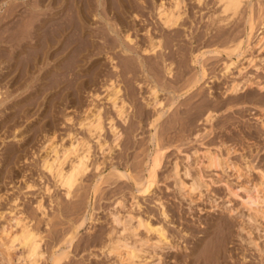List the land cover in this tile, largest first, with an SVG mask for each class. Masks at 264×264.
<instances>
[{
	"label": "rangeland",
	"instance_id": "rangeland-1",
	"mask_svg": "<svg viewBox=\"0 0 264 264\" xmlns=\"http://www.w3.org/2000/svg\"><path fill=\"white\" fill-rule=\"evenodd\" d=\"M11 1L16 2L12 3ZM94 1L95 0H93V2L91 3V9H94L95 11L91 10L92 12H88L85 10V12L89 13V15L87 13V21L85 20L83 23L85 30H88H84V37H87L86 40V38L84 37L79 38L78 33L80 32L76 29V25H71L74 23V21H76L75 19H77V17L74 16L75 10L72 9L71 4L69 3L68 5L66 3L65 5L63 4L61 6V3L58 0H40V4H38L39 2H37V0H0V60H3L2 62H0V102L5 99L3 104L0 105V111L3 110L0 112V234L2 233L3 228L9 231L10 235H14V233L16 234L20 227L19 225H17L18 227L13 225L15 224V221L13 219H15V216L23 218L24 221L28 223L35 232H38L42 236L41 251L44 253V257L39 264H51V253L58 250L59 248L65 247V241L69 237L72 228L81 221L82 216H86V221L82 226V229L80 228L81 230H78L76 239L74 240L71 247H69L68 256L62 259L59 264H106L107 261H109L107 264H111L112 258V264H114V262L115 264H118L114 257H106L102 253H100L101 251L99 250V247L101 245L100 242L102 240H105L104 234H106V231H108L110 228V224H107L108 221L110 222V217H108V215L110 214L108 213L111 211H115V208L123 212V209L116 206V202L118 200L122 199L126 208H128V206L130 208L131 206H134V202L138 198L137 202L141 204L142 208L138 210L136 208L135 210H133V212L142 216L145 215V218L149 215V219L152 224L155 223L154 225H158V223L161 222V225H163L168 230V233L170 234L169 238H173L171 239V241L178 243L177 245L179 248L177 247L172 250L160 251V264H188L189 261L191 262V264H194L195 262H199L201 264V259L202 261H204L203 258H200V261H198L197 255H193L190 253L192 252V247L194 246V243H197L199 239L205 236L204 231L210 224H218L220 220L229 221L227 223L232 234L230 236V239L228 238L226 242V254L224 253L223 255L225 256V261L227 262V264H259L260 262H262L260 261L261 257H259L258 253L254 251L255 249L253 247L247 245L246 242L242 240V238L245 237L246 233L243 231L238 234L237 231L240 227H243L249 231L251 229V237L255 238L257 242L260 243L259 245L263 246L264 233L262 230L264 229V226H259V224H254L253 226L252 222L247 221V217L244 216V214L247 213V210L240 206V199L228 196L227 190L225 189L224 185V182L228 181L230 185L238 186L240 183H245L244 181H246L247 178L241 177L239 179H236L234 172L232 170L230 171L229 169L224 172L219 171V169L217 170L218 172L213 169H211V172L209 169L205 171V169L203 171V174L205 176V180L209 182L210 187L206 191V188H201L200 192H202L199 196L196 193V195L194 194L195 196L191 195V199L193 198V201L191 202L190 200H188V197L181 196L175 190L173 180L168 177V172H170L169 169H171L172 163L174 161H177L179 170L181 169V176L183 175L182 166H185L186 164L187 166H192L190 167V170L192 171L191 173H196L198 169L196 170L197 167L194 166H197L195 164L197 156L201 154V152L206 148L217 150L216 146H222V153L225 152L224 146H231L230 148H234L232 150H235L229 155V158L233 162H236L242 168L244 167L245 163L253 166L254 170L250 171V179L256 181L258 171L264 170V131L261 130L257 120L259 116L258 108H260V106H264V90L260 91L254 85L256 84V82L259 83L260 81L261 84H264V62L262 64L259 60L260 58L264 59V45L260 49L258 48V46H255L257 38L262 35L264 36V0H254L255 3L252 0L255 4L252 6L255 8H252V10L255 11V14L252 11L254 23L253 30L251 31V33H249V36L246 35V32H249L247 31L249 30V28L244 22V16H246V8H244L245 6L242 7V11L240 10L241 12H239V14L237 15L238 17L236 16L232 20L225 23H219L218 17L221 16V14L215 15V13H219V6H217V4L212 5L213 2L216 3L215 0H203L202 2L204 4L200 3L201 5L196 4L197 2L195 0H186L184 9L187 14L185 15H189V17H184L183 19L185 21L183 20V23L184 28L186 27L187 29H184V31H182V28L174 32L176 35L178 34L177 32L180 31L181 35H183L184 32H187L186 34H188V36L185 38L183 36H173L175 35L173 31H170L168 33V31L163 32L161 29H159L160 27H157L159 25H156L158 24L156 20L157 18L154 11H152L154 9H151L154 7L155 3L153 2H155L156 0H141L145 2L143 3V6H146V8L142 9V12H140L142 15L139 16V20L133 19V17L131 15L130 17L127 13L126 15H124L126 21L128 23L130 22V24L127 25H130V28L133 27L134 29L132 30L129 28L130 34L132 38L135 39L133 41L138 42L137 45L141 46H145L147 44V35L145 34V30H152L154 34L152 32L151 33L153 36L155 35V37L164 35V37L162 38L164 46L162 52L163 54H166L165 59L167 58L166 56H168V59H166L167 63L169 61L173 62V71L170 75L171 77L164 74V70H161L162 67L158 68L160 69V73L157 75L158 69L153 71V69L150 68V66H152V62L150 60V56L148 55H145L146 58L143 57L145 61L144 63H147L144 66L143 70L137 69V63L133 61V57L128 58L129 56H124V54L120 50V47H117L119 42L123 43L122 39L124 40L123 35L121 37L123 31L118 30L121 27L123 28V22L121 20H117V18L114 17L113 9H109L110 12L105 13V17H107L106 19L109 20V24H111V26L115 23V27H113L119 31H116L119 34L115 36L113 35V33H110V37H108L109 34L107 35V37H105L106 40L103 37L98 36L96 32L105 28V22H103V20L99 19L98 17L92 16V13L94 12H103V9L100 7H98L97 10L95 9L97 7V2ZM162 1L165 3V5L168 6L169 0H166V2L165 0ZM132 2L135 5L140 4V0H132ZM259 2L261 5L259 4ZM109 3L110 5L112 4V7L110 6L111 8H116L115 0H109ZM257 3L261 7L257 6ZM52 4H54V6ZM63 6H65V8L67 9H64ZM215 7L218 8L216 9ZM47 8H49L50 11ZM261 8L263 12L260 11ZM198 9L200 10L198 11ZM25 10L27 13H25ZM150 11L153 13H151ZM66 12L68 15H66ZM241 13L243 15H241ZM49 14L51 16H49ZM65 15L68 19L65 18ZM38 18H40V20ZM110 18L112 21L110 20ZM18 19L20 20V22ZM43 19L46 20L47 24L48 22H50L49 25H53L54 27L58 24L59 21L58 25L63 31V34H61L62 36L60 35L57 42H55L56 44L53 43L52 47L47 49L48 56L44 61V64L39 63L37 67H34V69L32 67L31 71L26 76V84L23 83V81L21 86L19 85L18 87L17 84L19 83H12L11 78L19 75V71L12 67L13 61H11L12 63L9 64L10 60H8V53L13 50L12 48L15 47L17 43V40H13V37L15 38V36H18L19 34L21 38L24 35L23 32H25L27 28L25 26H29V24H32L33 26L31 25L28 27H31L32 29V27H34L36 23L39 24ZM50 20L54 22L52 23V21ZM212 22L214 25L212 24ZM26 23L28 24L26 25ZM67 23L70 25H68L69 27L67 26ZM120 24L122 25L120 26ZM62 26L64 27V30ZM72 26L74 27L72 28ZM135 29H137V31L139 32H135ZM90 31H92L93 33L95 32V35L92 34L96 36L95 38L90 37ZM86 32H88L89 34H87ZM67 34H70V37ZM167 34L172 35L175 38L172 37L173 40L169 41L166 37ZM88 35L90 38L88 37ZM136 37L142 39L140 41H142L141 43H144L145 45L141 44ZM10 38L12 39L10 40ZM29 39L31 40L29 41ZM29 39H24L23 43L24 41H27L26 43L34 45L37 41V38H34V40L33 38ZM239 39L242 40L241 52H243V55L237 58L235 54H232L230 56L231 59L239 62L238 68L241 66H247L246 59L250 56H254L256 61L252 65L247 66V68L242 71V75L240 76H238V68L233 67H231L223 75L225 71L224 63L225 61H228L230 57L227 56L226 52H220L218 55H216L213 53H208L207 51L213 49L223 51V49H225L226 47H232V44L237 43ZM72 40H78L76 42L77 44L72 45V43L74 42ZM143 40H145V42ZM105 41L107 43H105ZM115 41H117V48L112 45V42ZM89 43L92 44V47ZM108 45H112L114 50L111 47H109L110 49L106 48V46L108 47ZM28 51H31V53H33L34 50L29 49ZM138 51L140 52L139 49ZM138 51L136 48L134 56L136 53L140 54ZM120 52L121 55H118L120 54ZM200 52L205 53L204 56L200 59V62L206 69V75L199 82L195 83L200 68L199 65L193 63L192 60L194 59V55L199 54ZM67 55L69 57H67ZM110 56H113L112 58L115 57L113 63H117L118 66L120 65L119 69L123 73L122 77L125 78L121 80L119 78V83L124 81L123 84L121 83V85L125 87L127 86L126 92L129 93L131 91L130 88L134 87L133 89L136 99L133 97L130 99V101L128 100L130 94L129 96H126L127 101L131 103L132 107L134 106L132 113H130L132 115L130 116L129 114L128 116L129 120L127 119V121H129V123L126 122L125 124H120V122L117 121L118 128L120 129V131H122V136L118 141L120 146L114 148L109 155L105 154V156H102L96 144L94 143V140L91 141V158L89 160L88 170L74 183L71 189L73 192H71L70 196H68L67 198V196H65V190L60 187L58 183H56V181L52 179V177L40 167V162L47 153L50 155V157L53 156V153H49L52 146L57 145V148L61 149L62 146H66L69 143L70 137L67 136L68 132H70L77 138L88 137L86 131L78 127L77 122L83 115L81 109H84L87 104H89V102L92 101L95 102V105L100 104L101 107L104 106L103 108H105L106 110L104 114H106L110 109L109 103L105 99L107 93L104 89V86L106 84L105 75H107L112 69V61L110 60ZM147 56L149 57V59H147ZM123 58L129 62H124L125 60H122ZM156 60L160 61V59L157 57ZM131 61L135 64V72L130 71V69H132V64L130 63ZM148 63L150 64V66H148ZM128 64L131 66H129ZM55 65H57V67ZM256 67H261V69L257 70ZM58 69L60 71V74L55 75V71H57ZM145 69L149 70L146 71ZM135 73L136 77L134 76ZM41 74H44L42 75L44 76V81L39 80ZM132 74H134L133 77L136 78V81L134 79H129V77L131 78ZM141 77L143 78L139 79ZM247 77L250 78V80L253 82V85H251L250 87H245L242 91L237 93L225 92V88L230 83L231 79L234 78L240 81L243 78ZM152 82L158 86V98L162 102L161 106L156 107L155 110L152 107L147 106L145 101H143L140 96L143 94V97L149 99L147 87L148 84H153ZM138 83H140V85L142 83L143 84L139 86ZM13 88L16 90H14ZM128 89H130V91ZM93 94H99V98L94 99L92 97ZM6 95L9 98H7ZM26 95H30L29 105L31 107L28 106V111L23 112L25 110V107L20 103L15 104L14 102H18ZM4 96L5 98H3ZM32 97L35 99H33ZM38 104H40L41 106ZM138 106L140 107L137 108ZM142 107H144L145 109H141ZM139 110H145V112H141ZM156 110L159 112H164L163 116L160 117V119L156 123V131L158 130L156 132V135L160 143L158 144L161 147H169L165 149L166 152L164 151L165 154L163 153V157L161 158V164L157 170V183L153 188L154 191L151 193L152 195L149 194L144 198L135 191V186L134 184H132L133 181H128L120 178H118V180L115 175L112 176V173L116 168L120 171H126L128 173L132 172L133 176L136 175L135 177H140L142 176V174H144L145 171L143 170V161L153 149V144L150 143L149 135L153 133V131L155 132L154 128L147 125L150 120L148 118L150 117L151 119H153L156 116ZM137 111L138 113L140 112L142 114L139 113V115H137ZM26 112L28 115L25 114ZM134 112H136V115H133ZM208 112H211L214 115L210 124L204 121V117ZM65 115L71 116L72 121L65 122ZM140 115H142V117ZM105 117V122L103 121L105 123V129L102 132L101 139L105 140L107 142V145H110L111 133L109 132V130H107L108 121L105 119ZM157 125H160V127ZM200 132L202 135L198 138H195V134ZM176 148H178L179 150H177ZM196 150L199 151L197 156L192 154V152ZM143 152H145V154ZM186 155H191V158H189L188 161L185 160ZM97 163H100L98 171L95 170V165ZM135 163L137 164L134 165ZM128 166L131 167V169ZM216 172L219 173V177L216 175ZM97 179L99 180V183H97ZM183 179L185 182L190 181V177L187 179V177L184 176ZM219 180H221L222 182H218ZM212 181H215L217 183H212ZM93 185L95 186L94 190H92L94 187ZM47 187L50 188L49 192H47L45 189ZM132 190L134 194L131 192ZM92 192L93 194H95L93 195ZM154 192L156 196L153 195ZM239 193L242 194L241 191ZM131 194L136 199L132 200ZM157 199H161L162 204L164 203L163 207L165 208V211H168H166L168 220L167 218L166 220H164L163 216H160L159 209L161 206L158 207V205L161 201ZM39 201L42 204L45 215H42L40 210H38L37 208V204ZM165 204L167 205L166 207ZM224 205L225 207L227 206L231 208L233 211L229 214L224 209ZM221 207L224 210L221 209ZM139 210H143V213ZM139 212L142 214H140ZM151 215L153 217H151ZM214 220L215 222L212 223V221ZM5 222H7V224ZM11 224L13 225V227ZM0 236L3 237L2 234ZM1 240L3 241V243L2 241L0 242V245L2 243V245L0 246V252L4 249V252L6 254L4 252L0 253V264H18L16 263L17 258L22 254V249L18 248V250H14L15 252H10L12 257H8L10 254L5 251L4 245L6 241L3 238H1ZM185 246L187 248H185ZM3 253L5 254L4 256ZM178 254H180V256ZM5 256L8 258L6 259ZM238 257H240L241 259ZM263 258L262 260L264 261ZM231 259L234 260L231 261ZM226 262L224 264H226ZM204 263L205 262H203L202 264Z\"/></svg>",
	"mask_w": 264,
	"mask_h": 264
},
{
	"label": "bare ground",
	"instance_id": "bare-ground-1",
	"mask_svg": "<svg viewBox=\"0 0 264 264\" xmlns=\"http://www.w3.org/2000/svg\"><path fill=\"white\" fill-rule=\"evenodd\" d=\"M61 4V6L64 4L68 3L71 4V7L72 9H74L75 13H74V16L77 17V19H75L76 21L71 22L73 24L71 25H76V29L80 32L78 33L79 34V38H83L85 36V31H88V30H85L84 26H83V23L84 21L87 19V13L88 12H92L91 10H94V9H91L92 8V5L91 3L93 2V0H58ZM111 1V0H110ZM134 1V0H133ZM185 1L186 0H169V3H168V6L165 5V3L162 1V0H156L154 4V7L151 8V9H154L152 11H154L155 13V16H156V20H157V23L156 25H159L157 27H160L159 29H161L163 32L164 31H168V33L171 31H173V33L177 30H180L182 29V31H184V29H187L186 27L184 28V17H189V15H185L187 14V12H185ZM197 3L196 4H200V3H203L202 1L203 0H195ZM194 1V2H195ZM252 0H215L216 3H212V5L214 4H217V6H219V13H215L216 14H221V16L218 17V21L219 23H225L227 21H230L232 20L234 17H236L239 12H241L242 10V7L245 6L244 8H246V16H244V22L247 24L249 30V32H246L247 36H249V33H251V31L253 30V23H254V18H253V14H252V7L253 5H255V1L253 3H251ZM12 2V1H11ZM16 2V1H14ZM12 2V3H14ZM30 2V1H29ZM36 2V1H35ZM37 2H39L38 4H40V0H37ZM47 2V1H46ZM94 2H97V7L95 8L97 10L98 7L102 8L103 9V12H100V13H92L93 17H98L99 19H102L103 22H105V28L102 29V30H98L96 32V34H98V36L100 37H103L105 39V37H107V35L109 34L108 37H110V33H113V35L117 36L119 33H117L116 31L118 30H121L123 31V34H121V37L123 35V38L124 40L122 39V42L125 43H120L118 44L117 46V41L115 42H112L113 46H115V48H119L120 47V50L121 52L124 54V56L128 57V58H132L133 57V61L137 63V69H144V66L147 64V63H144V58L145 55H148L150 56V60H151V65L153 66H150V64L148 63V66H150V68L153 69V71H155L156 69L161 68V70L163 69L164 70V74H166L167 76H170L172 74V71H173V62L169 61L168 63L166 62V59H168V56H166L167 58L165 59V55L166 54H163L162 52V49H164L163 47V42H162V38L164 37V35H161L159 37H155V35L153 36L152 35V30L149 31V30H145V34L147 35V39H146V45L144 43H141L142 39H139V42L141 44H144L145 46H141V45H137L138 42L136 41H133L135 39L132 38L131 34H130V29L134 30L133 27L130 28V25H127V24H130V22L128 23L126 21V19L124 18V15L129 14V16L131 15L133 17V19H138L140 15H142L140 12H142V9L146 8V6H143L145 3L144 1H141L140 0V4L138 5H135L132 0H115V7L116 8H111L112 4L110 5L109 3V0H95ZM166 2V0H165ZM188 2V1H187ZM186 2V4H187ZM258 2V1H257ZM34 3V2H33ZM139 3V2H138ZM263 3V2H262ZM18 4V3H16ZM32 4V3H31ZM46 4V3H45ZM96 4V3H95ZM137 4V3H136ZM204 4V3H203ZM202 4V5H203ZM258 4V3H257ZM260 4V2H259ZM259 4L257 6H259ZM35 5V4H34ZM47 5H50V4H47ZM54 6V4H52ZM201 5V4H200ZM199 5V6H200ZM261 5V4H260ZM41 6V5H40ZM46 6V5H45ZM96 6V5H95ZM111 6V7H110ZM187 6V5H186ZM9 7V6H8ZM23 7V6H22ZM56 7V6H55ZM58 7V6H57ZM64 9H67L65 8V6H63ZM69 7V6H68ZM114 7V6H113ZM152 7V6H151ZM261 7V6H259ZM7 8V7H6ZM35 8V6H34ZM50 8V7H49ZM47 8V9H49ZM85 8V9H84ZM201 8V7H200ZM216 8V7H215ZM218 8V7H217ZM216 8V9H217ZM263 8V7H262ZM262 8L260 11H262ZM26 9V8H25ZM46 9V8H45ZM53 9V8H52ZM56 9V8H55ZM109 9H113V15L115 18H117V20H121L123 22V28L121 27L120 29H115L114 27V24L111 26V24H109V20L106 19L107 17H105V13L107 12H110ZM149 9V8H148ZM187 9V8H186ZM255 9V8H254ZM8 10V8H7ZM13 10V9H12ZM34 10V9H33ZM54 10V9H53ZM52 10V11H53ZM71 10V8H70ZM88 11V12H85ZM200 9H198L199 11ZM215 10V9H214ZM241 10V11H240ZM259 10V9H258ZM9 11V10H8ZM35 11V10H34ZM33 11V12H34ZM47 11V10H46ZM50 11V9H49ZM187 11V10H186ZM7 12V11H5ZM15 12V10H14ZM18 12V11H17ZM32 12V11H31ZM36 12V11H35ZM40 12V11H39ZM69 12V11H68ZM151 12V11H150ZM215 12V11H214ZM254 14H255V11H253ZM258 12V11H257ZM263 12V11H262ZM13 13V12H11ZM25 13L26 10H25ZM38 13V11H37ZM41 13V12H40ZM153 13V12H151ZM243 13V12H242ZM241 13V15H243ZM22 14V13H21ZM20 14V15H21ZM29 14V13H28ZM31 14V13H30ZM33 14V13H32ZM57 14V13H56ZM62 14V13H61ZM60 14V15H61ZM148 14V13H147ZM214 14V13H213ZM263 14V13H262ZM5 15V14H4ZM58 15V14H57ZM66 15L67 12H66ZM65 15V18H67ZM89 15V13H88ZM111 15V13H110ZM185 15V16H184ZM27 16V15H26ZM33 16V15H32ZM48 16V15H47ZM49 16H51L49 14ZM71 16V15H69ZM91 16V15H90ZM128 16V15H127ZM130 16V17H131ZM255 16V15H254ZM257 16V14H256ZM7 17V16H6ZM21 17V16H20ZM25 17V16H24ZM37 17V15H36ZM35 17V19H36ZM40 17V16H39ZM54 17V16H53ZM57 17V16H55ZM60 17V16H59ZM129 17V18H130ZM142 17V16H141ZM192 17V16H191ZM212 17V16H211ZM238 17V16H237ZM23 18V17H22ZM21 18V19H22ZM30 18V17H29ZM33 18V17H32ZM31 18V20H32ZM45 18V17H44ZM64 18V19H65ZM114 18V19H115ZM203 18V17H202ZM207 18V17H206ZM242 18V17H241ZM263 18V17H262ZM40 20V18H38ZM46 19V18H45ZM43 19L40 21H38L39 24L36 23V25L34 27H31L28 28L29 26H31L32 24H29V26H25L27 27L24 35H23L21 38L18 34V36L14 35L15 38L13 37V40H17V43H16V46L13 47L12 51H10L8 54H9V64L12 63L11 61H13L12 63V67H14L16 70L19 71V75H17L16 77L14 78H11L12 80V83H16L18 82L19 85L21 86L22 82L25 83V79H26V76L27 74L31 71V68L33 67H37V65L40 63V64H44V61L46 60L47 58V49L51 48L52 47V44L57 42L58 38L60 37L61 34H63V31L61 30L60 26L58 25L59 24V21H58V24L55 25V27L53 25H49L50 22H46V20ZM58 19V18H57ZM60 19V18H59ZM68 19V18H67ZM96 19V18H95ZM113 19V20H114ZM258 19V18H257ZM1 20V19H0ZM4 20V19H3ZM17 20V19H16ZM19 20V19H18ZM49 20V19H48ZM55 20V19H54ZM69 20H70V17H69ZM73 20V19H71ZM91 20V19H90ZM111 20V18H110ZM132 20V19H131ZM139 20V19H138ZM137 20V21H138ZM184 20V21H183ZM237 20V19H236ZM6 21V20H5ZM37 21V19H36ZM52 21V20H50ZM87 21V20H86ZM112 21V20H111ZM144 21V20H143ZM234 21V20H233ZM16 22V21H15ZM20 22V20H19ZM32 22V21H31ZM54 21H52L53 23ZM67 22V21H66ZM76 22V23H75ZM96 22V21H95ZM132 22V21H131ZM134 22V20H133ZM132 22V23H133ZM141 22V21H140ZM214 22V20H213ZM212 22V24H213ZM14 23V22H13ZM17 23V22H16ZM23 23V22H22ZM51 23V24H52ZM28 23H26L27 25ZM35 24V23H34ZM134 24V23H133ZM151 24V23H150ZM11 25V24H10ZM15 25V24H14ZM19 25V24H17ZM69 24L67 23V26ZM102 25V24H101ZM107 25V26H106ZM122 24H120L121 26ZM185 25H188V24H185ZM214 25V24H213ZM216 25V24H215ZM33 26V25H32ZM63 26H64V22H63ZM62 26V27H63ZM66 26V27H67ZM70 26V25H69ZM68 26V27H69ZM72 26V28L74 27ZM114 26V27H113ZM262 26V25H261ZM100 27V26H99ZM126 27V28H125ZM147 27V26H146ZM151 27V26H150ZM9 28V27H8ZM18 28V27H17ZM90 28V27H89ZM130 28V29H129ZM135 28V27H134ZM149 28V27H148ZM255 28V27H254ZM3 29V28H2ZM1 29V30H2ZM10 29V28H9ZM97 29V28H96ZM100 29V28H99ZM138 29V28H137ZM137 29H135V32H139L137 31ZM142 29V28H141ZM144 29V28H143ZM208 29V28H207ZM223 29V28H222ZM7 30V29H6ZM63 30H64V27H63ZM72 30V29H71ZM76 30V31H77ZM85 30V31H84ZM131 30V31H132ZM160 30V32H161ZM120 31V32H121ZM189 31V30H188ZM221 31V29H220ZM232 31V30H231ZM14 32V31H13ZM18 32V30H17ZM62 32V33H61ZM66 32V30H65ZM69 32H72V31H69ZM92 31H90L89 33L91 34L90 37H96L94 36L95 32L91 33ZM119 32V31H118ZM152 32V33H151ZM155 32V31H154ZM181 32V31H180ZM180 32H177L178 34L176 35H173L175 37H181L183 36L184 38L188 36V34H186L184 32L183 35H181ZM190 32V31H189ZM2 33V32H1ZM6 33V32H5ZM8 33V32H7ZM77 33V32H76ZM87 34H89L88 32H86ZM159 33V32H158ZM180 33V34H179ZM222 33V32H220ZM13 34V33H12ZM94 34V35H92ZM154 34V33H153ZM161 34V33H160ZM159 34V35H160ZM164 34V33H163ZM68 36L70 34H67ZM73 35V34H71ZM83 35V36H81ZM218 35V34H217ZM216 35V36H217ZM223 35V34H222ZM62 36V35H61ZM172 35H169L167 34V39L169 41H172L173 37ZM233 36V35H232ZM259 36V35H258ZM1 37V36H0ZM12 37V35H11ZM70 37V36H69ZM89 37V35H88ZM89 37V38H90ZM173 37V38H172ZM219 37V36H218ZM234 37V36H233ZM238 37V36H237ZM236 37V38H237ZM4 38V37H3ZM29 38H34L37 40H35V44L33 42L34 45H30L28 43H26L27 41H24L23 43V40H28ZM68 38V37H67ZM78 38V37H77ZM86 38L87 40V37H84ZM88 38V39H89ZM102 38V39H103ZM116 38V37H115ZM114 38V39H115ZM227 38V37H226ZM232 38V37H231ZM235 38V39H236ZM12 38H10L11 40ZM72 39V38H71ZM75 39V37H74ZM144 39V38H143ZM179 39V38H178ZM177 39V40H178ZM31 39H29L30 41ZM70 40V39H69ZM91 40V39H90ZM99 40V39H98ZM106 40V39H105ZM113 40V38H112ZM111 40V41H112ZM176 40V39H175ZM180 40V39H179ZM222 40V38H221ZM74 41V40H72ZM78 41V40H77ZM77 41H74L72 43V45L74 44H77L76 42ZM84 41V39H83ZM89 41V40H88ZM110 41V42H111ZM121 41V39H120ZM125 41V42H124ZM145 42V40H143ZM225 41V40H224ZM231 41V40H230ZM247 41V40H246ZM12 42V41H11ZM22 42V43H21ZM65 42V41H64ZM82 42V41H81ZM98 42V41H97ZM96 42V43H97ZM175 42V41H174ZM228 42V41H227ZM245 42V41H244ZM249 42V41H248ZM10 43V42H8ZM66 43V42H65ZM69 43V41H68ZM71 43V42H70ZM80 43V42H79ZM85 43V42H84ZM91 43V42H90ZM89 43V44H90ZM94 43V44H96ZM99 43V42H98ZM102 43V42H101ZM105 43H107L105 41ZM232 43H235V42H232ZM15 44V43H13ZM32 44V43H31ZM56 44V43H55ZM100 44V43H99ZM128 44V45H126ZM225 44V43H224ZM91 47H92V44H90ZM110 45V44H109ZM108 47L106 46V48L110 49L109 47L113 48V46H109ZM137 45V46H135ZM228 45V44H227ZM233 45V46H232ZM231 46L232 47H226L225 49H223V51H220L218 49H213V50H210V51H207L208 53H213V54H216L218 55L220 52H226L227 56H231L232 54H235L238 57L242 56L243 55V52H241V46H242V40L239 39V41H237V43L235 44H232ZM245 45V44H244ZM264 45V36H260L257 38V41L255 43V46H258V48L260 49L262 46ZM62 46V45H61ZM65 46V45H64ZM102 46V45H100ZM117 46V47H116ZM135 46V47H134ZM250 46V44H249ZM96 47V46H95ZM166 47V46H165ZM175 47V46H174ZM3 48V47H2ZM67 48V46H66ZM77 48V47H76ZM87 48V46H86ZM136 48H137V51L138 49L140 50V54H135L134 56V53L136 51ZM29 49H32L34 50L33 53H31V51L29 52L28 50ZM58 49V48H57ZM75 49V48H74ZM73 49V50H74ZM96 49V48H95ZM177 49V48H176ZM185 49V48H184ZM72 50V49H71ZM104 50V49H103ZM112 50V49H111ZM114 50V48H113ZM86 51V50H85ZM93 51V50H92ZM107 51V50H106ZM165 51V50H163ZM56 52V51H55ZM104 52V51H103ZM121 52L120 54L118 55H121ZM174 52V51H173ZM62 53V52H61ZM165 53V52H164ZM207 53V54H208ZM246 53V52H245ZM7 54V55H8ZM24 54V55H23ZM54 54V53H53ZM71 54V53H70ZM69 54V55H70ZM82 54V53H81ZM168 54V53H167ZM175 54V53H174ZM178 54V53H177ZM204 52H200L199 54H195L194 55V59L192 60L193 63H196L197 65H199V72H198V77L197 79L195 80V83L199 82L201 79H203L206 75V69L204 68V65L201 64V58L204 56ZM234 55V56H235ZM3 56V55H2ZM147 56V57H148ZM153 56V57H152ZM170 56V55H169ZM67 57H69L67 55ZM72 57V56H71ZM85 57V56H84ZM111 57V56H110ZM113 57V56H112ZM111 57V61H112V69L111 71L105 75L106 76V81H105V86H104V89L106 91V101L109 103V112L107 111L106 114L105 113V108L101 107L100 104L99 105H95L94 103L95 102H89V104H87V106L84 108V109H81L82 110V117L81 119L77 122V125L80 129H84L88 135L87 138H84V137H81V138H77L76 136L72 135L70 132L67 133V136L70 137V140H69V143L65 146H62L61 149H58L57 148V145L55 146H52L50 148V152L49 153H53V156L50 157V155L47 153L44 158L41 160L40 162V167L45 171L47 172L51 177L52 179H54L56 181V183H58V185L60 187H62L64 190H65V196H70L71 192H73L71 189L74 185V183L78 180L79 177H81L82 175H84V173L88 170V167H89V160L91 158V148H92V145H91V141L94 140V143L96 144L98 150L100 151V153L102 154V156L105 154H110L111 151L120 146V144L118 143L120 137L122 136V131H120V129L118 128V125H117V121L120 122V124H125L126 122L129 123V121H127V119L129 118V114L132 113V110H133V107L131 105V103L129 101H127V98L126 96H130L128 97L130 100L131 98H135V94H134V87L133 88H130L128 89L130 91L129 92H126L127 91V86H122L121 83L123 84V82L119 83V78L120 80L121 79H125L123 76V73L121 72V70L119 69L120 65L118 66L117 63H113L114 62V58ZM120 57V56H119ZM156 57L160 59V61L156 60ZM5 58V57H4ZM66 58V57H65ZM118 58V57H117ZM125 58V57H124ZM122 59V60H125V59ZM174 58V57H172ZM182 58V57H180ZM30 59V60H29ZM67 59V58H66ZM109 59V58H108ZM149 59V57L147 58ZM132 60V59H131ZM146 60V59H145ZM260 60V63L263 64L264 62V59H259ZM3 60L1 59L0 62H2ZM7 61V60H5ZM60 61V60H59ZM127 60H125L124 62H126ZM148 61V60H147ZM247 61V66L249 65H252L256 59L254 58V56H250L249 58L246 59ZM49 62V61H48ZM63 62V61H61ZM66 62V61H65ZM84 62V61H83ZM116 62V61H115ZM129 61H127L128 63ZM32 63V64H31ZM58 63V62H57ZM132 64L129 65V64ZM128 65L131 66L132 69H130L131 72H135L134 71V67H135V64L131 61ZM238 61H235V60H232L231 57L228 59V61H225L224 63V73L223 75L231 68H238ZM8 64V63H7ZM79 64V63H78ZM15 65V66H14ZM33 65V66H32ZM126 65V64H125ZM161 65V66H160ZM195 65V64H194ZM241 65V64H240ZM255 65V64H254ZM264 65V64H263ZM11 66V65H10ZM9 66V67H10ZM57 67V65H55ZM60 66V65H59ZM58 66V67H59ZM247 66H241L238 68V76L242 75V71L245 70L247 68ZM6 67V66H5ZM48 67V66H47ZM45 67V68H47ZM50 67V66H49ZM139 67V68H138ZM18 68V69H17ZM126 68V66H125ZM130 68V67H128ZM147 68V67H145ZM149 68V69H150ZM257 70L261 69V67H256ZM51 69V68H50ZM57 69V68H56ZM122 69V68H121ZM147 69V70H149ZM53 70V69H52ZM146 70V69H145ZM146 70V71H147ZM151 70V69H150ZM7 71V70H6ZM9 71V70H8ZM137 71V70H136ZM160 69H158V73L157 75L160 73L159 72ZM10 72V71H9ZM14 72V71H13ZM39 72V71H38ZM44 72V71H43ZM50 72V71H49ZM95 72V70H94ZM101 72V71H100ZM138 72V71H137ZM144 72V71H143ZM5 73V72H4ZM52 73V72H51ZM98 73V72H97ZM142 73V72H140ZM60 74V71L59 69L57 71H55V75H58ZM94 74V73H93ZM96 74V73H95ZM99 74V73H98ZM103 74V73H102ZM126 74V73H125ZM7 75V74H6ZM6 75H3V76H6ZM39 75V74H38ZM44 74H41L40 77H39V80H43L44 76H42ZM134 74L131 75V78L129 77V79H136L133 77ZM138 75V74H137ZM144 75V74H143ZM264 75V74H263ZM1 76V75H0ZM2 76V78H3ZM9 76V75H8ZM12 76V75H11ZM81 76V75H80ZM104 76V75H103ZM127 76H130V75H127ZM136 77V73L134 75ZM37 77V76H35ZM122 77V78H121ZM133 77V78H132ZM159 77V76H158ZM161 77V76H160ZM171 77V76H170ZM169 77V78H170ZM245 77V76H244ZM9 78V77H8ZM102 78V77H101ZM143 77L139 78V79H142ZM6 79V78H5ZM37 79V78H36ZM145 79V78H144ZM27 80V79H26ZM72 80V79H71ZM93 80V79H92ZM102 80V79H101ZM161 80V79H160ZM10 81V80H8ZM44 81V80H43ZM136 81V80H135ZM143 81V80H142ZM155 81V80H154ZM7 82V81H5ZM41 82V81H40ZM74 82V81H73ZM141 82V81H140ZM261 82V81H260ZM257 83L254 84L256 86V88H258V90L262 91L264 90V84H261V83ZM70 83V82H69ZM76 83V82H75ZM78 83V82H77ZM153 83V82H152ZM26 84V83H25ZM24 84V86H25ZM39 84V83H38ZM41 84V83H40ZM79 84V83H78ZM125 84V83H124ZM131 84V83H130ZM143 84V83H142ZM141 84V85H142ZM3 85V83H2ZM7 85V84H6ZM16 85V84H15ZM42 85V84H41ZM40 85V86H41ZM127 85V83H126ZM129 85V84H128ZM139 86L140 83H138ZM251 85H253V82L250 80V78H243L242 80L238 81L236 79H231L230 80V83L226 86L225 88V92H229V93H237V92H240L242 91L245 87H250ZM44 86V85H43ZM91 86V85H90ZM131 86V85H130ZM128 86V87H130ZM126 90H125V88ZM6 88V87H5ZM21 88V87H20ZM141 88V87H139ZM146 88V87H145ZM148 96H149V99H147L146 97H143V94L140 95L142 100L145 101L146 105L147 106H150L152 107L154 110L156 107L158 106H161L162 102L161 100L158 98V92H159V88L156 84H148ZM146 88V89H147ZM8 89V88H7ZM14 89V88H13ZM163 89V88H162ZM5 90V89H4ZM16 90V89H14ZM13 90V91H14ZM8 91V90H7ZM76 91V90H75ZM143 91V90H142ZM147 91V90H146ZM26 92V91H25ZM44 92V91H43ZM95 92V91H93ZM139 92V91H138ZM1 93V92H0ZM9 93V92H8ZM11 93V92H10ZM23 93V92H22ZM30 94V93H29ZM78 94V93H77ZM141 94V93H140ZM24 95V94H23ZM134 95V96H133ZM7 96V95H6ZM92 97L94 99H98L99 98V94H93ZM2 98V97H1ZM5 98V96L3 97ZM7 98H9L7 96ZM6 98V99H7ZM33 98V97H32ZM29 99H30V95H26L24 96L22 99H20L18 102H14L15 104H22L24 107H25V110H21L23 112L25 111H28V106L29 105ZM35 99V98H33ZM5 100V99H4ZM4 100L2 102H0V105L3 104ZM12 100V99H11ZM134 100V99H132ZM95 101V100H94ZM131 101V100H130ZM137 101V100H136ZM7 102V100H6ZM36 102V101H35ZM173 102V101H172ZM171 102V103H172ZM13 103V104H14ZM40 103V102H39ZM170 103V104H171ZM174 103V102H173ZM8 104V103H7ZM6 104V105H7ZM14 104V105H15ZM32 104V103H31ZM135 104V102H134ZM40 105V104H38ZM52 105V104H51ZM50 105V106H51ZM102 105V103H101ZM145 105V106H146ZM262 105V104H261ZM4 106H5V103H4ZM41 106V105H40ZM54 106V105H53ZM137 106V105H136ZM31 107V106H30ZM140 106H138L137 108H139ZM81 108V107H80ZM136 108V107H135ZM144 107H142L141 109H143ZM169 108V107H168ZM145 109V108H144ZM171 109V107H170ZM259 110V116L257 118L258 120V123H259V126L261 128L262 131H264V106H260V108H258ZM30 110V109H29ZM159 110V109H158ZM3 111V110H1ZM0 111V112H1ZM141 111V110H139ZM145 112V110H143ZM141 111V112H143ZM157 111V110H156ZM168 112V111H167ZM42 113V112H41ZM136 112L133 113V115L135 114ZM138 113V111H137ZM140 113V112H139ZM139 113L137 115H139ZM27 114V112L25 113ZM142 114V113H140ZM164 114V112L162 111H157L156 112V116L151 119L148 115V119L149 120V123L147 125H149L150 127L154 128L155 129V132L153 131V133H151L149 136H150V143L153 144V149L150 151V153L147 155V157L145 158V160L143 161V170L145 171L144 174H142V176H133V173L132 172H126V171H120L118 169H114L113 170V173H112V176L115 175L118 178L120 179H125V180H128V181H133L132 184H134L135 186V191L141 195L142 197H146L148 196L149 194H151L154 190L153 188L155 187L156 183H157V170L161 164V158L163 157V153L165 151V149H167L169 146H166V147H161L159 144V141L157 139V135H156V123L157 121L160 119V117H162ZM23 115V114H22ZM28 115V114H27ZM30 115V114H29ZM42 115V114H41ZM44 115V113H43ZM132 114H130L131 116ZM136 115V114H135ZM11 116V115H10ZM26 116V115H24ZM106 116V117H105ZM142 117V115H140ZM151 116V115H150ZM23 117V116H22ZM104 117L105 119L108 121L107 122V126H108V129L109 132L111 133V143L110 145L108 144L107 145V142L105 140H102L101 137H102V132L104 131L105 129V120H104ZM139 117V116H138ZM214 115L211 113V112H208L205 117H204V121L208 124L211 123L212 119H213ZM10 118V117H9ZM28 118V117H27ZM134 118V116H133ZM145 118V117H144ZM7 119V118H6ZM65 122H71L72 121V118L71 116L69 115H65ZM142 119V118H141ZM140 119V120H141ZM129 120V119H128ZM3 121V120H2ZM104 121V122H103ZM146 121V120H145ZM131 122H132V119H131ZM141 122V121H140ZM127 123V124H128ZM135 123V122H134ZM133 124V123H132ZM131 124V125H132ZM130 125V127H131ZM135 125V124H134ZM164 125V124H163ZM160 127V125H157ZM123 127V126H122ZM165 127V126H164ZM125 130V129H124ZM130 130V129H128ZM132 131V130H130ZM129 131V132H130ZM163 131V130H162ZM131 133V132H130ZM133 133V132H132ZM159 133V132H158ZM157 133V134H158ZM126 135V134H125ZM131 135V134H130ZM202 134L201 132L200 133H197L195 134V138H198L200 137ZM159 138V137H158ZM149 139V138H148ZM223 142V141H222ZM159 143V144H158ZM224 144V143H223ZM165 145V144H164ZM222 145V144H220ZM209 147V146H208ZM222 147V146H221ZM221 147L219 146H216V149L217 150H211L210 148H206L204 149L201 154L198 155L199 151L196 150V151H193L192 154L193 155H198L197 156V159H196V165L197 166H194V167H197L196 170L198 169V171L196 173H191L192 171L190 170V166H187V164L182 168H183V175L185 177H187V179L190 177V181L189 182H185L184 181V176L182 177L180 175V171L181 169L179 170V165L177 163V161H174L171 165V169L168 175L169 178H171L173 180V185L175 187V190L183 197H188V200H190L191 202L193 201L191 199V195H194L195 193L199 195H201V188H206L205 191L210 187L209 186V182H207L205 180V176L203 174V171H207V169L210 170L211 172V169L217 171L219 169V171H226L227 169H229L230 171L232 170L235 174V178L236 179H239V178H243V177H246V181H244L245 183H240L238 186H233V185H230L228 183V181H225L224 182V185H225V189L227 190V194L228 196H231V197H235V198H238L240 199V206L244 209L247 210V213L244 214V216L247 217V221L248 222H252L253 223V226L254 224H259V226H264V170H259L258 171V176H257V180L254 181L252 179H250L251 175H250V171L254 170L253 169V166L245 163L244 167L242 168L239 164H237L236 162H233L230 158H229V155L235 151V150H232L234 148H230L228 146H224L225 147V152L222 153L221 152ZM177 150H179L178 148H176ZM146 150V149H145ZM220 150V151H219ZM198 151V152H197ZM166 152V151H165ZM145 154V152H143ZM142 153V155H143ZM165 154V153H164ZM188 161L189 158H191V155H186L185 157ZM111 160V159H110ZM140 162V161H139ZM192 162V161H191ZM190 163V162H189ZM102 164V163H101ZM113 164V163H112ZM117 164V163H115ZM137 163H135L134 165H136ZM140 164V163H139ZM180 164V163H179ZM66 165V167H65ZM99 166H100V163H97L95 165V170L98 171L99 169ZM121 166V165H120ZM142 166V165H141ZM140 166V167H141ZM113 167V166H112ZM111 167V168H112ZM129 167V166H128ZM131 169V167H129ZM134 168V167H133ZM138 168V167H137ZM113 169V168H112ZM129 169V170H130ZM141 169V168H140ZM195 169V168H194ZM195 170V171H196ZM212 170V171H213ZM132 171V170H131ZM141 171V170H140ZM168 171V170H167ZM110 172V171H109ZM218 172V171H217ZM216 172V175L219 177V173ZM132 175H131V174ZM143 173V172H142ZM207 173V172H206ZM111 174V173H110ZM138 175V173H137ZM140 175V174H139ZM215 175V176H216ZM100 176V174H99ZM98 177V176H97ZM115 177V178H116ZM166 177V178H168ZM207 177V176H206ZM250 177V178H249ZM104 178V177H102ZM101 180V179H100ZM108 180V179H107ZM116 180V179H114ZM113 180V181H114ZM119 180V179H118ZM218 182H222L221 180H219ZM97 183H99V180L97 179ZM110 183V182H108ZM112 183V182H111ZM212 183H217L215 181H212ZM211 184V183H210ZM95 185V183H94ZM93 185V186H94ZM92 186V187H93ZM99 186V185H98ZM133 186V185H132ZM133 186V187H134ZM29 187V186H28ZM95 186L93 187L92 190H94ZM47 192H49L50 188H45ZM131 189V188H130ZM209 191V190H208ZM242 192V194H240L239 192ZM94 192V191H93ZM92 192V194H93ZM133 193V190L131 191ZM135 192V193H136ZM156 192V191H155ZM155 192L153 193V195L156 196ZM204 193V192H203ZM95 194V193H94ZM93 194V195H94ZM134 194V193H133ZM195 194V195H196ZM92 195V196H93ZM136 195V194H135ZM152 195V194H151ZM194 195V196H195ZM131 199H136L132 194H131ZM154 197V196H153ZM159 197V196H157ZM182 197V198H183ZM230 197V198H231ZM72 198V196H71ZM119 199V198H118ZM121 199V198H120ZM138 199V198H137ZM137 199L135 200L134 202V206H131L129 208H126L125 204H124V201L121 199V200H118L116 202V206L118 208H121L123 209V212H121L119 209H116L115 207V211H111L109 212L108 214V217H110V222L108 221L107 224L109 223L110 224V228L108 231H106V234H104L105 236V240L101 241L100 242V253H102L104 256L106 257H114L116 262L118 264H160V251L162 250H172V249H175L178 247V243H175V242H172L171 239L173 238H169L170 237V234L168 233V230L163 226L161 225V222L158 223V225H154L151 223L150 219H149V215L148 217L145 218V215L142 216V215H139V214H135L133 212V210H135L137 208L140 209L142 208L141 207V204L137 202ZM147 199V198H146ZM162 199V198H161ZM159 200L161 202H159V206L160 207V216H163V219L168 220V215H167V212L165 211V208L163 207V204H162V200ZM215 200V199H214ZM153 201V200H151ZM189 201V202H190ZM115 202V201H114ZM165 202V201H163ZM214 202V201H213ZM228 202V200H227ZM230 202V201H229ZM132 203V202H131ZM71 204V203H70ZM115 204V203H114ZM155 204V203H154ZM191 204V203H189ZM112 206V205H111ZM167 205L165 204V207ZM216 206V205H215ZM134 207V208H133ZM37 208L38 210H40L41 214L42 215H45L44 213V209L42 207V204L41 202L39 201L38 204H37ZM126 208V209H125ZM125 209V210H124ZM221 209H223L221 207ZM224 209L230 214L233 210L229 207H225L224 205ZM223 209V210H224ZM145 210V209H144ZM140 211V210H139ZM143 210H141L140 212H142ZM147 211V210H146ZM151 211V210H149ZM157 211V210H156ZM136 212V211H135ZM139 212V213H140ZM143 213V212H142ZM140 213V214H142ZM145 213V212H144ZM151 213V212H149ZM146 215V216H147ZM158 215V214H157ZM151 217H153L151 215ZM81 218V217H80ZM156 219V218H155ZM15 221V226L19 225V229L17 231V233L14 235H10V232L7 231L6 229H2V236H0V242L2 241L1 238L5 239V251L10 254V252L14 251V250H18V248L22 249V254L20 256H16L17 258V262L18 264H39L40 261L42 260V258L44 257V253L41 251V242H42V236L38 233V232H35L28 223H26L24 221L23 218H19L18 216H15V219H13ZM79 220V219H77ZM76 220V221H77ZM106 220H109V219H106ZM86 221V216L83 217L82 216V219L81 221L72 228V231L70 232L69 234V237L67 238V240L65 241V247L63 248H59L58 250L56 251H53L50 255V263L51 264H59V262L66 258L69 254V247H71V245L73 244L74 240L76 239L77 235H78V230L81 228L82 229V226L84 225ZM158 222V221H157ZM164 222V221H163ZM168 222V221H167ZM215 222L212 221V223ZM229 221H224V220H220V222H218V224H210L206 230L204 231V234L205 236L201 239H199L197 241V243H194V246L192 247V252H190L191 254L193 255H197V260L200 261L199 259L200 258H203L204 261H202L201 259V262H205L204 264H224L226 261H225V256L224 253L226 254V242L228 240V238L230 239V236L232 235L231 234V230H230V227L228 225ZM7 224V222H5ZM11 223V222H10ZM75 223V222H74ZM246 223V222H245ZM208 224V223H207ZM222 224V226H221ZM231 224V222H230ZM5 225V224H4ZM9 225V224H8ZM12 225V224H11ZM10 225V226H11ZM12 225V227H13ZM232 226V225H231ZM7 227V226H6ZM18 227V226H17ZM222 229H221V228ZM2 228V227H1ZM10 228V227H9ZM205 228V227H204ZM255 228V227H254ZM264 228V227H263ZM12 229V228H11ZM80 229V230H81ZM258 229V228H257ZM9 230V229H8ZM14 230V229H13ZM185 230V229H184ZM259 230V229H258ZM245 232L246 235L245 237L242 238V240L244 242H246L247 245L253 247L259 257H261V260L262 262H260L261 264H264V261L262 260L263 256H264V245H259L260 243L257 242V240L253 237H251V229L250 231L249 230H246L245 228L243 227H240L238 229V234L240 232ZM263 233H264V229L262 230ZM180 232V231H179ZM186 232V231H185ZM261 233V231H260ZM0 234V235H1ZM237 234V235H238ZM182 235V234H181ZM203 235V234H202ZM103 236V235H102ZM185 236V235H184ZM191 236V235H189ZM240 236V235H239ZM260 236V235H259ZM263 236V235H262ZM234 237V236H233ZM180 238V237H179ZM184 238V237H183ZM182 238V239H183ZM260 238V237H259ZM104 239V238H103ZM196 239V238H195ZM185 240V239H184ZM183 242V241H182ZM195 242V241H194ZM3 243V241H2ZM1 243V245H2ZM188 243V242H187ZM230 243V242H229ZM0 245V246H1ZM241 245V244H240ZM239 245V246H240ZM179 248V247H178ZM183 248V247H182ZM185 248H187L185 246ZM184 248V249H185ZM191 248V247H190ZM241 248V247H240ZM186 250V249H185ZM234 250V249H233ZM237 250V249H236ZM246 250V249H245ZM183 251V250H182ZM225 251V252H224ZM240 251V250H239ZM243 251V250H242ZM248 251V250H247ZM4 252V249L3 251L1 250L0 253ZM15 252V251H14ZM184 252V251H183ZM232 252V251H231ZM241 252V251H240ZM245 252V251H244ZM252 252V251H251ZM5 253V252H4ZM3 253V256L6 254ZM13 253V252H12ZM169 253V252H168ZM180 253V252H179ZM236 253V252H234ZM20 254V253H19ZM182 254V252H181ZM184 254V253H183ZM229 254V253H228ZM241 254V253H240ZM180 256V254H178ZM177 255V256H178ZM185 255V254H184ZM230 255V254H229ZM239 255V254H238ZM247 255V254H246ZM257 255V254H256ZM257 255V256H258ZM187 256H190V255H187ZM186 256V257H187ZM228 256V255H227ZM248 256V255H247ZM253 256V255H252ZM251 256V257H252ZM8 257H12V255L10 254ZM8 257L5 256V258L7 259ZM246 257V256H245ZM3 258V257H2ZM179 258V257H178ZM232 258V257H230ZM234 258V257H233ZM240 258V257H238ZM255 258V257H254ZM11 259V258H10ZM241 259V258H240ZM243 259V258H242ZM264 259V258H263ZM109 260V259H108ZM111 260V259H110ZM177 260V259H176ZM196 260V261H197ZM234 260V259H231V261ZM2 261V260H1ZM4 261H7V260H4ZM16 261V260H15ZM113 258L111 260V264L113 263ZM259 261V260H258ZM11 262V261H10ZM13 262V261H12ZM109 261H107L108 263ZM180 262V261H179ZM182 262V261H181ZM194 262V261H192ZM248 262V261H247ZM257 262V261H256ZM106 263V264H107ZM184 263V262H183ZM189 263L191 264V262L189 261ZM188 263V264H189ZM196 263V262H195ZM194 263V264H195ZM201 263V264H202ZM251 263V262H250ZM259 263V264H260ZM110 264V263H109ZM115 264V262H114ZM193 264V263H192ZM196 264H200L199 262H197ZM227 264V262H226Z\"/></svg>",
	"mask_w": 264,
	"mask_h": 264
}]
</instances>
